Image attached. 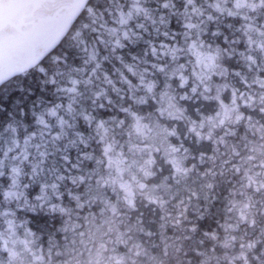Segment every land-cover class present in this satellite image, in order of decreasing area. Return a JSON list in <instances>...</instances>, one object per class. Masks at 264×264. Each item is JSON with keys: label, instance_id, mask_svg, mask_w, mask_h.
Returning a JSON list of instances; mask_svg holds the SVG:
<instances>
[{"label": "snow or ice", "instance_id": "1", "mask_svg": "<svg viewBox=\"0 0 264 264\" xmlns=\"http://www.w3.org/2000/svg\"><path fill=\"white\" fill-rule=\"evenodd\" d=\"M150 2L109 0L110 7L100 11L89 0H73L70 12L27 63L15 72H0V84H6L38 69L46 77L45 86L53 90L51 99H40L33 106L31 129L24 123L26 114L21 110L0 130V138L7 137L0 149V264H53V258L63 255L64 250L55 233L48 235L46 244L42 242L47 218H64L60 232L67 250L69 243H75L69 234L75 236L83 212L95 219L99 203L100 212L116 214L108 193L119 197L117 185L124 191L128 206L134 207L126 175L139 190H147L148 200L164 213L161 219L167 223L172 219L167 208L170 199L182 201L186 194L191 202L199 198L198 189L214 191L218 175L215 165L201 169L195 162L189 166V160L198 159L199 165L215 160L219 145L228 147L225 137L235 135L241 125L252 131L264 129V0H213L208 4L211 11L199 0H184L182 9L174 0H156V8L150 7ZM81 12L90 19L83 28L96 33V41L89 44L82 32L76 31L73 39L82 63L69 64L66 57H53L61 66L49 75L42 66L45 54L62 40L73 17ZM225 15L239 20V35L230 39L217 29L211 37H222L224 46L213 47L205 39L208 25ZM173 17L178 18L181 31L171 28ZM153 34L162 39L151 38ZM141 42L145 46L142 56L122 54ZM233 55L244 62L246 74H229L223 61ZM105 62L112 65L115 76ZM237 77L245 90L230 83ZM193 97L201 98L212 110L197 107L194 118L187 110ZM252 112L262 114L261 119ZM178 127L184 128L183 134ZM221 128L224 135L217 138L215 130ZM186 139L217 147L211 154L200 150L193 155ZM242 139L247 141L246 136ZM230 147L238 155L237 146ZM261 147L252 145L250 152ZM160 159L167 163L168 174L149 185L146 181L155 177ZM235 171H240L239 166ZM240 187L260 193L264 180L247 175ZM161 190L169 200L163 198ZM231 204L229 211L236 208V201ZM250 207L251 198L238 210L240 219L255 230L257 222L247 212ZM145 235L151 237L153 233L147 231ZM205 235L216 239L215 232ZM230 246L226 238L225 247ZM239 247L241 251L233 259L248 264L245 249H254L256 241L248 240ZM133 248L137 257L148 255L139 243ZM164 251L167 254V247ZM113 253L114 264H123L124 257L115 249Z\"/></svg>", "mask_w": 264, "mask_h": 264}, {"label": "trees", "instance_id": "2", "mask_svg": "<svg viewBox=\"0 0 264 264\" xmlns=\"http://www.w3.org/2000/svg\"><path fill=\"white\" fill-rule=\"evenodd\" d=\"M200 1L201 0H199V3ZM205 1L207 0H204V2ZM174 2L176 3L177 8L179 9L183 8L184 5L183 0H174ZM89 3L92 7L100 11L104 10L107 7H110L109 0H90ZM89 23H90V19L87 13L83 12L80 15L79 19L74 24V26L72 27L69 34L60 43V45L49 56H47L44 59V64L42 66L45 67L49 75H51L54 71H56L58 67L61 66L58 65L53 60V57H66L69 64L80 65L82 63V59H81L82 54L78 50L76 41L73 39V36L76 31H81L82 33H84L85 28H83V25ZM228 24L233 25L232 29H234V27L237 28L239 24V20L235 18L227 17L225 15L221 17L218 22L208 25V33L219 29L220 32L231 37L234 32L235 33L237 32L236 30L229 29L227 27ZM171 28L176 31L182 30L178 18H172ZM149 29L151 30V28ZM208 33L205 36V39L212 40L218 43H223L222 37L213 39L211 37V34ZM153 36L156 37L155 34H153ZM84 37L87 38L88 37L87 34ZM156 38L162 39V37H156ZM144 47L145 46L142 42L136 45H130L128 48L123 50L122 54H125L127 56V54L130 52L132 55L142 56ZM102 54H107V52L102 51ZM184 58H186L185 62H187L188 58L187 57ZM231 58H233L231 59L232 61L226 60L227 64H225L229 70V74L238 71L243 75L245 72H247V68L244 65V62L240 60L239 57L237 58V55H235V57L233 55V57ZM117 66L119 65L117 64ZM105 67L109 70H112V65L108 62H105ZM112 72L113 75L115 76L116 74L114 70H112ZM45 79L46 77L43 74H41L38 71V69H34L31 72H25L19 75L17 79L10 80L8 83L3 84L0 87V130L3 129L2 126L6 125V123L9 121L11 116L13 115L18 116L21 110L25 112L26 114L25 118L29 117L28 118L29 123H32L30 112L33 106L35 105V103L40 99L52 98L53 90L45 86L44 84ZM230 83L232 84V86L241 89L242 91L245 90L242 82L239 80L238 77L232 79ZM197 107H201V109L207 108L208 111L212 110L211 105H208L201 98L193 97L192 102H190V104L187 105V110L188 113L193 115L194 118L196 116L195 109ZM240 108L241 110L244 109V104L242 101L240 102ZM251 114H253L256 119H259V117L256 115L257 113L252 112ZM261 122L263 123L262 120ZM179 128L181 131L183 130V127H179ZM244 128L247 130V131L244 130L245 132L252 131L249 130L246 126L241 125L239 128L235 129V135L233 136H236L239 133V130L241 131ZM215 135L217 136V138L223 136L224 130L223 131H221L220 129L215 130ZM233 136L225 137V139L229 141L228 147H226L225 145L224 147H221L219 145V149L221 150V152L219 151V153L217 154L216 157L217 163L213 164V162L209 161L204 165H199V161L197 159L196 161L189 160L188 165L191 166V164L195 162L197 163L198 167L203 169L205 167H211L213 165L216 166L218 164H221L220 162L221 159L223 158H229L230 160H233L234 153H232L231 148L228 149L231 145H234L233 143L235 142V138ZM2 139L3 138H0V144ZM205 143L206 142H202L200 143V146H197L198 144L195 142V140L186 139L185 145L191 149L193 155L198 154L199 152L197 150L198 147H202L203 150H207L209 154H211V150L213 148L217 147L216 145L210 143L208 145H205ZM236 149H238V147H236ZM161 165H162L161 160H159V165H157L155 168L156 175L154 178H149L147 180L149 183H154V182L159 183L160 176L159 173H157V170L162 167ZM224 170H230V169H224ZM226 174H228L229 179L231 180L233 179L232 177H234V175L232 174L230 176L231 173L229 171ZM259 178L262 177L259 176ZM128 179H131V177L126 175L125 180ZM217 183H215V187H214V191L212 192V195L209 196V200H211V203H208L203 199L200 201L201 215L197 220V232L192 236L190 240H185L184 234L181 233L177 227L170 225L168 222L165 223V221L161 219L164 213H162L159 210V208L153 204V202L147 201L140 197L141 195L140 193H144L145 195H147L146 194L147 191L144 192L135 191L136 197L135 199H133L134 207L132 208L126 204L125 200L114 198V196L117 197V193L109 192L108 195L111 199H113L114 203H118L119 205H122L123 209L127 207L126 209L127 212L125 214L116 213L114 216L112 214H107V212L102 213L99 211V208L102 207V205L98 203L97 210L95 213V219H93L92 216L88 215L87 211L81 214V218L79 220L81 226L79 229H77L75 236L77 237V239H79L80 233L89 236L85 232V228L91 225L97 226L98 230L103 234L104 232H106L104 230L111 231L110 229L112 230L116 229L128 233V235L125 237L127 238L125 243L129 249L133 245L139 243L148 252L147 256L138 257V259L141 261V264L142 263L176 264L177 260H184V259L203 260L204 257H197L195 253H193L192 251L193 248L205 252H207L209 248L212 249L214 248L215 249L214 252L217 259H219L220 257L238 255L239 252L241 251L239 247L240 244L246 243L248 240H257V238L260 237V228L264 227V215L260 214V210H261L260 207L262 206H260L259 204L264 203V200L254 195L255 190L253 188L241 189L239 187H234L233 190H230L226 186L220 185V182ZM131 186L136 187L133 181L131 182ZM203 190L207 191V189H203ZM117 191L120 196L124 197V194L122 195L121 192H119V185H117ZM240 193H242V195L241 197H238ZM245 195L250 196L251 202L253 204H257L253 209L247 210L248 213L252 214L253 219L256 220L258 225L255 230H251V231H250V227L240 219V213L238 212L239 203L247 202L249 200L245 197ZM232 201H236V208L233 209L232 211H229V209L232 208V204H231ZM175 204L176 203H173L172 199H170L169 203L167 204L168 210L173 214L175 212V209L173 207ZM70 206L74 207V205H70ZM262 208H264V206ZM193 215H194L193 213H189V216H193ZM85 217H87V219H85ZM63 219L64 218H60V217L47 218V223L44 224V231L42 234V239H44L43 242L46 244L48 235L50 233H55V237L59 241L61 249L64 250V252L68 253V255H64V258L62 257L63 258L62 260L67 259L69 255H72L73 252L80 250L79 242H76L74 244L69 243L68 249L67 250L64 249L65 241L62 239L64 234L60 232V228L63 227V223H62ZM162 224L165 225L163 228L161 227ZM59 225L60 228L59 230H57ZM224 225H231L232 227H229L227 228V230H225ZM147 231H151L153 235L151 237L146 236L145 232ZM206 232L207 233L215 232L216 239H209L206 236H204V233ZM84 235L82 237H84ZM74 237H71V239L69 238V240L71 241L72 239H74ZM231 237H235L236 239L232 240ZM226 238L228 244L231 245L230 247H225ZM102 239H106L105 236H102ZM123 239L113 240L112 242L108 241L109 243H107L106 245L111 244L113 246V249L118 251L120 242ZM201 241H203V243H201ZM166 243L168 245H171V247L167 250V254H165L164 251ZM103 247L90 246L87 249H83V250L96 251V249H98L102 261H106L110 256L109 254H107L109 250L108 247H104V248ZM178 247L180 248L181 251H177ZM261 247H264V238L260 239V243L257 245L256 251H260ZM184 252L187 253L186 256L182 254ZM125 253L126 255H128L129 258L130 255L129 250L125 251ZM55 258H58L60 260V257H55ZM126 264H129L128 259ZM234 264H239V262H234Z\"/></svg>", "mask_w": 264, "mask_h": 264}, {"label": "rangeland", "instance_id": "3", "mask_svg": "<svg viewBox=\"0 0 264 264\" xmlns=\"http://www.w3.org/2000/svg\"><path fill=\"white\" fill-rule=\"evenodd\" d=\"M211 2H213V0H207V1H205L204 2V0L202 1H200V5L202 6V7H204L205 9H208V4L209 3H211ZM183 3H184V0H183ZM150 7H152V8H156V7H158V4L156 3V0H151V2H150V5H149ZM184 6V5H183ZM229 6H231V4L229 3ZM209 11H211L210 9H208ZM215 14V13H214ZM173 18H176V17H173ZM209 24H213L212 22H210ZM238 26H239V24H238ZM176 28V27H175ZM174 28V29H175ZM238 28V27H237ZM79 29H81V28H79ZM232 29V28H231ZM232 30H236V28L234 27V29H232ZM149 31H151L150 29H149ZM82 34H84L83 35V39H85L89 44H92L94 41H96V33H93V32H91L89 29H85L84 30V33H82ZM87 34V38L86 37H84L85 35ZM208 34H211V32L210 33H208ZM147 35V34H146ZM233 35H239V33L237 32V33H233L232 34V36L231 37H229L230 39L233 37ZM146 38H148L147 36H146ZM151 38H153V39H158V38H156V37H154L153 35H152V37ZM206 41L208 42V43H210V44H212L213 45V47H215L216 45H220L221 47H223L224 45H223V43H218V42H215V41H212V40H207L206 39ZM241 49L243 48V45L241 44ZM233 57V56H232ZM234 57H235V55H234ZM239 56L237 55V58H238ZM236 58V59H237ZM184 60H186V58H183ZM193 59H194V57H193ZM231 59H233V58H231V57H225V59H224V61H223V65L225 66V67H227L225 64H227L226 63V60L227 61H230ZM236 59H234V60H236ZM232 61V60H231ZM231 67V66H230ZM247 72H245L244 74H246ZM217 80H218V82H223V79L222 78H220V77H217ZM203 110H205V111H208V109L206 108V109H202V111ZM196 114V113H195ZM258 117H259V119H261V115L262 114H256ZM28 118L29 117H26L25 119H24V123H26V124H28L29 125V128L31 129V127H32V123H29V121H28ZM262 121H263V123H264V119H261ZM5 126V125H4ZM4 126H2V128L4 127ZM174 126H176V125H174ZM216 130H218V129H216ZM221 131H223V129L221 128L220 129ZM247 131L245 128L243 129V130H239V133L236 135V136H233L234 138H235V142L234 141H232V142H234L233 144L234 145H236L237 147H238V149H236V152L238 153V155L237 154H233V157H234V159L233 160H230L229 158H223V159H221V164H218V165H216L215 167H216V170H217V173H218V175H217V177H216V182L215 183H217V182H220V185H224V186H226L228 189H230V190H233L234 189V187H239V188H241L240 186H241V184H244V183H246V176L247 175H256V177H257V180L258 181H260V180H264V178H259V175H257V173H259L260 172V164L261 163H264V161H260V162H257L258 161V158L260 157V154L261 153H264V147H261V148H259L257 151H255V152H250V148H251V146L252 145H261V143H260V141H259V139H258V137L257 136H255V135H253V131H249V132H245V131ZM184 128H183V130L181 131L180 130V128L178 127V132L179 133H181V134H183L184 133ZM238 132V131H237ZM247 137V141H245V140H243L242 139V137ZM180 138H184L183 137V135H181V137ZM6 140H7V137L5 136V137H3V139H2V141H1V144H0V149H3L4 148V146H5V142H6ZM185 142H186V140H185ZM198 145L197 146H200V143H197ZM209 143H205V145H208ZM196 145V144H195ZM221 147H224V145L223 144H221L220 145ZM204 147H206V146H204ZM231 147H229L228 149H230ZM198 151H200V150H203V148L202 147H198V149H197ZM227 150V149H226ZM220 152H221V150H220ZM139 153H137V156L139 157ZM163 154L161 153V156H162ZM249 155H252V159L251 160H249L248 159V156ZM161 160V163H162V167L161 168H159L158 170H157V173H159V176H160V180H159V182L162 180V177L164 176V175H167L168 174V172H167V168H168V165H167V163L163 160V159H160ZM217 160L215 159V160H213V161H211V162H213V164H215V163H217L216 162ZM222 162H224V163H222ZM158 165H159V163H158ZM236 166H239V168H240V171L239 172H236L235 171V168H236ZM164 169V170H163ZM224 169H230V170H224ZM163 170V171H162ZM105 171H107V169H105ZM221 171H222V175L220 174L221 173ZM228 171L231 173L230 174V176L233 174L234 175V177H232L233 179L231 180V179H229L228 178V174H226V173H228ZM162 176V177H161ZM238 177V178H237ZM236 178H237V181H236ZM127 181V183L131 186V182H132V180L131 179H128V180H126ZM191 182V181H190ZM146 183L147 184H152V183H149L148 181H146ZM218 184V183H217ZM174 186V185H173ZM175 187V186H174ZM173 187V188H174ZM135 189V190H134ZM131 190H132V193H133V199H135V191L136 192H144V191H147V190H139L137 187H132L131 186ZM119 192H121V194L123 195H125V193H124V191L122 190V189H119ZM141 195H140V197L142 198V199H145V200H147V201H149L148 200V197H147V195H145L144 193H140ZM147 194V193H146ZM161 195H163V198L165 199V200H169V197L167 196V195H164V193H163V190H161ZM241 195H242V193H240L239 194V196L238 197H241ZM254 195L256 196V197H258V198H260V199H263L264 200V191H261L260 193H256V192H254ZM245 197L247 198V199H249L250 198V196H247V195H245ZM254 197V196H253ZM114 198H116V199H122V200H125L126 201V204L128 205V203H127V200L126 199H124V197H122V196H120L119 195V197L117 196H114ZM111 201H112V203L116 206V208H117V212L116 213H121V214H125L127 211H126V209H127V207H125L124 209H123V207H122V205H119L118 203H114V201H113V199H111ZM172 201H173V203H178L179 202V199L178 198H172ZM248 202V201H247ZM134 203V202H133ZM246 202H240L239 203V208H241L244 204H245ZM252 203V202H251ZM257 204H251V207L249 208V209H247V210H251V209H253L255 206H256ZM260 206H264V203H262V204H259ZM258 205V206H259ZM144 206V205H143ZM13 207H14V205H13ZM262 207H260L261 209H264V208H262ZM132 208V207H131ZM123 209V210H122ZM120 210V211H119ZM238 212H239V210H238ZM107 214H112L110 211H107ZM106 214V215H107ZM249 214V216L251 217V218H253V216H252V214L251 213H248ZM260 214H261V211H260ZM113 215V214H112ZM114 216V215H113ZM59 228H60V225L58 226V229L57 230H59ZM110 229V228H109ZM114 229V228H113ZM111 231H108V230H104V231H106V232H104V234L103 233H101L99 230H98V227L97 226H95V225H91V226H87L86 228H85V232L87 233V235H89V236H86V235H84V237H81L80 235V237H79V239H77V237L75 236L74 237V240H75V243L76 242H79V249H87L88 247H90V246H97V247H108V250H109V252H107V254H109L110 256H112L114 253H113V246L111 245V244H108V245H106L107 243H109V242H112L113 240H119V239H123V238H125L127 235H128V233H125V232H123V231H120V230H116V229H114V230H112V229H110ZM63 234V233H62ZM102 236H105V238L106 239H102ZM71 237H73L72 236V234H69V238L71 239ZM126 239L127 238H125V239H123V240H121V242H120V245H119V250L118 251H116V253H118V254H120L121 256H123L124 257V261H123V264L125 263L126 264V262H127V259H128V255H126V253H125V251H127V250H129V248L127 247V245H126ZM44 241V239H42V242ZM82 241V242H81ZM109 241V242H108ZM123 242V243H122ZM44 243V242H43ZM110 245H111V247H110ZM103 247V248H104ZM90 254L91 255H94V257H95V264H106V263H108V260H106V261H102V258H101V255H100V253H99V251H98V249H96V251H92V250H90ZM60 257V260L58 259V258H53V260L54 261H63L62 259L64 258V255H62V256H59ZM63 257V258H62ZM150 263H151V261H150ZM142 264H144V263H142Z\"/></svg>", "mask_w": 264, "mask_h": 264}, {"label": "water", "instance_id": "4", "mask_svg": "<svg viewBox=\"0 0 264 264\" xmlns=\"http://www.w3.org/2000/svg\"><path fill=\"white\" fill-rule=\"evenodd\" d=\"M72 3L73 0H0V72H15L27 63L70 12ZM82 13L73 17L67 34L46 57L60 45Z\"/></svg>", "mask_w": 264, "mask_h": 264}, {"label": "clouds", "instance_id": "5", "mask_svg": "<svg viewBox=\"0 0 264 264\" xmlns=\"http://www.w3.org/2000/svg\"><path fill=\"white\" fill-rule=\"evenodd\" d=\"M253 135L257 136L261 143V146H264V129L257 128L255 131H253ZM260 161H264V153L260 154V157L258 158L257 162ZM257 175L264 178V163L260 164V172L257 173ZM198 191L200 192L199 198L198 199L193 198L191 202L188 201L187 195L184 194L183 200L179 201L177 204L173 206L175 212L174 214L171 213L172 219L168 221L170 225L177 227L180 230V232L184 234L185 240H190L192 236L197 232V220L201 215L200 201L203 199L204 201L211 203V200H209V196L212 195V193H209L208 190L204 191L198 189ZM260 211H261V215H264V209H261ZM189 213H193L194 215L189 216ZM165 215H167V213ZM193 227H195V230H193ZM262 228L264 227L260 228V237H258L257 240H255L256 247L252 250L245 249L249 258L248 264H264V247H261L260 251H256L257 245L260 243V239L264 238V232L261 231ZM251 230L253 229L250 228V231ZM83 235H84L83 233H80L81 237ZM204 236H206L209 239H212L210 235H205V233ZM201 243H203V241H201ZM165 247H167L168 250L171 247V245L165 244ZM130 250L131 252L128 258L129 264H141V261L134 254L133 246L130 248ZM177 251H181L179 247L177 248ZM192 251L193 253H195L197 257H204V259L177 260L176 264H234V262H239V264H244V262L238 258L233 259V257H237L238 255L220 257L219 259H217L215 252L212 251V248H209L207 252L196 248H193ZM201 252H203L204 255H200ZM182 254L185 256L187 255L186 252ZM63 255H68V253L64 252ZM256 257H259V259H256ZM53 264H95V257L94 255L90 254V250L84 251L83 249H80L73 252L72 255H69L68 258L64 259L62 262L53 260ZM108 264H114V261L112 260V256H109Z\"/></svg>", "mask_w": 264, "mask_h": 264}]
</instances>
